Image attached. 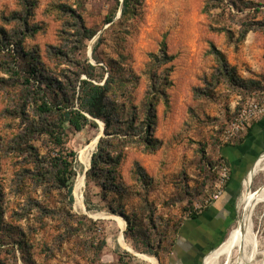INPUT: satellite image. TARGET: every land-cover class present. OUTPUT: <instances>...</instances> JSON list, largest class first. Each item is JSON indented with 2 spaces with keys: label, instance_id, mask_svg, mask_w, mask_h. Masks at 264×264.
I'll list each match as a JSON object with an SVG mask.
<instances>
[{
  "label": "rangeland",
  "instance_id": "rangeland-1",
  "mask_svg": "<svg viewBox=\"0 0 264 264\" xmlns=\"http://www.w3.org/2000/svg\"><path fill=\"white\" fill-rule=\"evenodd\" d=\"M118 1L0 0V264H164L180 223L225 191L235 168L241 173L231 188L234 199L229 205L230 198L221 199L229 223L198 264L237 228L244 180L264 154V145L247 151L256 131L264 132V110L235 139L225 135L243 110L264 104V0H141L127 19ZM163 41L173 56L167 64ZM165 77L172 81L169 107L158 98L152 137L159 147L145 152L151 86ZM106 80L110 137L129 141L120 185L105 191L99 178L88 184L85 178L79 204L76 183L100 139L88 166L82 150L104 136L105 124L90 116L93 122L77 131L66 123L60 145L59 112L38 107H79L83 82ZM71 150L77 158L72 200L52 167ZM223 167L230 178L218 186ZM263 184L259 170L252 190ZM254 220L263 251L264 201Z\"/></svg>",
  "mask_w": 264,
  "mask_h": 264
},
{
  "label": "trees",
  "instance_id": "trees-1",
  "mask_svg": "<svg viewBox=\"0 0 264 264\" xmlns=\"http://www.w3.org/2000/svg\"><path fill=\"white\" fill-rule=\"evenodd\" d=\"M140 2L141 0H123L122 3L118 1V8L121 9V18L127 19L130 15L137 13ZM111 18L112 17H107V22H111ZM85 32H87V37H91L93 35L89 34L88 29H85ZM161 51L164 58V64H167L173 60V56H170L167 53V45L165 41L162 42ZM211 53L216 55L218 59H220L224 63L226 71L229 72V64L227 63L223 52L217 49L215 45L212 44ZM163 79H165V82L163 81L159 83V85L153 84V86H151V89H153L154 91V95L149 100L147 116L145 119V133L142 143L144 145L145 152H153L159 147L157 139L153 140L152 138L154 128L157 124L156 105L158 103V98H164L165 106L167 108L169 107L167 89L172 85V81H170L168 77H165ZM109 88V80H106L105 84L103 85L84 81L79 107H75L73 103L70 105L62 103V106H58V104L55 106L51 105L49 102H43V104L38 107V111L43 114L59 112L61 121L58 125L60 134L57 144L60 145L64 144L62 142L61 133L66 123H69L71 126H73L75 130L80 131L84 128V126L93 122L90 116L103 120L105 124L104 136L100 138L97 150L92 154L91 167L87 171L86 178L87 184L92 179L99 178V184L105 191L117 190L120 185L119 180L121 179V174L119 172V166L124 159L125 150L128 148L127 143L129 142L125 140L122 143H119L113 140L115 136L110 137L111 135H114V133H111L112 117L109 107L106 103V96ZM53 133H51V135ZM63 149H65L64 146ZM76 161V152L71 150L65 153L64 151L61 152L58 158H55V163L52 164V167L54 169L53 171H55L54 178L57 182L58 187L66 189L71 200L73 198L74 179L77 175L76 171L74 170V166L77 163ZM138 168L142 172L141 177L139 176V180L143 181L142 177H146V175L144 174L145 171H143L144 169H142L140 165L138 166ZM119 213L123 214V216L127 218V220L129 219L123 211H119ZM197 214V211H195L190 213L189 216L196 217ZM128 224H130L129 220Z\"/></svg>",
  "mask_w": 264,
  "mask_h": 264
},
{
  "label": "crops",
  "instance_id": "crops-1",
  "mask_svg": "<svg viewBox=\"0 0 264 264\" xmlns=\"http://www.w3.org/2000/svg\"><path fill=\"white\" fill-rule=\"evenodd\" d=\"M250 143L251 145L247 151H251L253 148L256 149L259 145H264V132L262 133L261 130L256 131ZM240 171L239 168H235L231 172V181L225 191H222L218 197L213 198L206 209L197 211L196 217H185L180 223L169 256L163 259L164 264H198L206 251L217 243L229 223L228 210L221 203V199L223 196L230 198L228 205L234 199L231 188H234L233 182L234 180L237 181ZM211 253L206 258L205 264L208 263Z\"/></svg>",
  "mask_w": 264,
  "mask_h": 264
},
{
  "label": "bare ground",
  "instance_id": "bare-ground-1",
  "mask_svg": "<svg viewBox=\"0 0 264 264\" xmlns=\"http://www.w3.org/2000/svg\"><path fill=\"white\" fill-rule=\"evenodd\" d=\"M96 143L97 138L82 150V159L86 166L89 165L90 151L94 149ZM263 160L264 154L255 162L244 180L246 190L240 200V207L242 210L237 228L232 233L231 237L227 241L225 240L226 242L224 241L220 246L211 251L214 252L210 264H264V250L260 251L259 249V240L254 231L255 220L253 221V212L256 206L264 201V184L260 187V190H252V183L256 173L259 170H264ZM84 182L85 177L83 175L76 183V200L79 204L82 203ZM211 252L205 256L203 264H205V260ZM260 254L263 255V258L258 261L257 258ZM143 257L154 263L156 262L154 258H149L144 255Z\"/></svg>",
  "mask_w": 264,
  "mask_h": 264
},
{
  "label": "built area",
  "instance_id": "built-area-1",
  "mask_svg": "<svg viewBox=\"0 0 264 264\" xmlns=\"http://www.w3.org/2000/svg\"><path fill=\"white\" fill-rule=\"evenodd\" d=\"M254 107L250 109V111L243 110L237 118H235L234 121L230 124L229 128L226 131V138L227 140H233L235 139L240 132L244 131L245 128L249 125L250 120L257 115L258 113H261L264 110V104L259 105H253ZM230 178V173L227 167H223L221 171V180L220 183H218V186H222L224 183L228 182ZM222 191H217L216 195L213 197H218L221 194ZM122 264H129L127 262H124Z\"/></svg>",
  "mask_w": 264,
  "mask_h": 264
},
{
  "label": "water",
  "instance_id": "water-1",
  "mask_svg": "<svg viewBox=\"0 0 264 264\" xmlns=\"http://www.w3.org/2000/svg\"><path fill=\"white\" fill-rule=\"evenodd\" d=\"M101 138V136H99L98 138H97V141H99V139ZM91 158H92V156H91ZM89 169L87 168L86 170H85V174H84V177L86 178V174H87V171H88ZM258 190H260V188L258 189ZM257 190V191H258Z\"/></svg>",
  "mask_w": 264,
  "mask_h": 264
}]
</instances>
